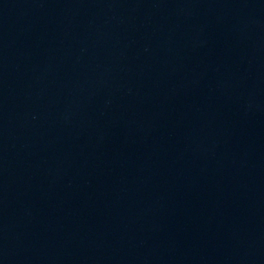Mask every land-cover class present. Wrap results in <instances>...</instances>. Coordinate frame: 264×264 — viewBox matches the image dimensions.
<instances>
[{"label": "water", "instance_id": "water-1", "mask_svg": "<svg viewBox=\"0 0 264 264\" xmlns=\"http://www.w3.org/2000/svg\"><path fill=\"white\" fill-rule=\"evenodd\" d=\"M0 264H264V0H0Z\"/></svg>", "mask_w": 264, "mask_h": 264}]
</instances>
